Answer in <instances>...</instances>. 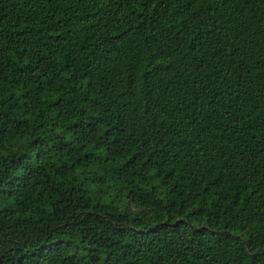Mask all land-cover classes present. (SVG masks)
I'll use <instances>...</instances> for the list:
<instances>
[{
    "label": "trees",
    "instance_id": "1",
    "mask_svg": "<svg viewBox=\"0 0 264 264\" xmlns=\"http://www.w3.org/2000/svg\"><path fill=\"white\" fill-rule=\"evenodd\" d=\"M0 264H264V0H0Z\"/></svg>",
    "mask_w": 264,
    "mask_h": 264
}]
</instances>
